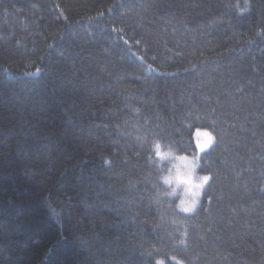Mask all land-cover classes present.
I'll return each mask as SVG.
<instances>
[{"label": "trees", "instance_id": "trees-1", "mask_svg": "<svg viewBox=\"0 0 264 264\" xmlns=\"http://www.w3.org/2000/svg\"><path fill=\"white\" fill-rule=\"evenodd\" d=\"M0 264H264V0H0Z\"/></svg>", "mask_w": 264, "mask_h": 264}, {"label": "clouds", "instance_id": "clouds-1", "mask_svg": "<svg viewBox=\"0 0 264 264\" xmlns=\"http://www.w3.org/2000/svg\"><path fill=\"white\" fill-rule=\"evenodd\" d=\"M153 148L155 163L162 169L160 186L154 198L175 199L181 209L189 210L186 213L196 211L207 176L200 175V163L190 160L173 147H166L159 140L154 142Z\"/></svg>", "mask_w": 264, "mask_h": 264}, {"label": "rangeland", "instance_id": "rangeland-1", "mask_svg": "<svg viewBox=\"0 0 264 264\" xmlns=\"http://www.w3.org/2000/svg\"><path fill=\"white\" fill-rule=\"evenodd\" d=\"M210 131H207V130H197L196 133H195V142H196V146H197V154L194 155V156H187L190 160H197L200 165H201V158L202 156L208 152L210 149H203L202 150V145H204L205 143H207L209 137L207 135V133H209ZM211 133V132H210ZM212 134V133H211ZM212 136L214 137V135L212 134ZM200 175L203 176L204 174H202L200 172ZM210 180L208 182H206L205 184V187L204 189L201 191V196L199 197V204L197 206V209L198 207L200 206L201 202H202V199H203V195H204V192L209 184ZM181 209V208H180ZM196 209V210H197ZM182 210V209H181ZM183 211V210H182ZM184 212V211H183ZM186 213V212H184ZM186 214H193V213H186Z\"/></svg>", "mask_w": 264, "mask_h": 264}, {"label": "snow or ice", "instance_id": "snow-or-ice-1", "mask_svg": "<svg viewBox=\"0 0 264 264\" xmlns=\"http://www.w3.org/2000/svg\"><path fill=\"white\" fill-rule=\"evenodd\" d=\"M65 19H67V17H65ZM40 70L37 69V72H39ZM209 139L207 141V143H205L204 145H202V150L203 149H211L213 148L214 146V143H215V137L212 136V134L209 132L207 133ZM211 179V177L209 176H206L205 177V181L208 182L209 180ZM211 202V198L209 197V203ZM183 211L185 212H188L189 210L188 209H182ZM191 213H195V211H192ZM181 243H183V241H181Z\"/></svg>", "mask_w": 264, "mask_h": 264}]
</instances>
